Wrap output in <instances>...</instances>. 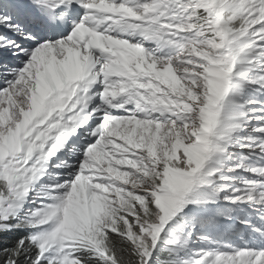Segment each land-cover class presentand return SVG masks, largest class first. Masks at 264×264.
<instances>
[{
	"label": "snow or ice",
	"instance_id": "6c2138e0",
	"mask_svg": "<svg viewBox=\"0 0 264 264\" xmlns=\"http://www.w3.org/2000/svg\"><path fill=\"white\" fill-rule=\"evenodd\" d=\"M0 264H264V0H0Z\"/></svg>",
	"mask_w": 264,
	"mask_h": 264
}]
</instances>
